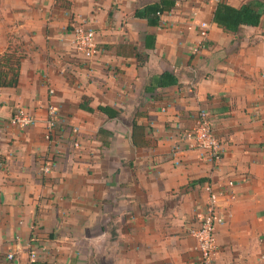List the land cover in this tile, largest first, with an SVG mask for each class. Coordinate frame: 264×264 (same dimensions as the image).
<instances>
[{"label":"crops","instance_id":"0c3cea01","mask_svg":"<svg viewBox=\"0 0 264 264\" xmlns=\"http://www.w3.org/2000/svg\"><path fill=\"white\" fill-rule=\"evenodd\" d=\"M155 1L0 0V55L23 53L18 84L0 86V264H264V16L238 37L214 11L249 0L135 15ZM79 25L96 30L92 56ZM164 71L177 83L154 87ZM19 109L34 122H11ZM201 110L220 159L182 134ZM208 182L223 220L204 262L191 231Z\"/></svg>","mask_w":264,"mask_h":264},{"label":"built area","instance_id":"2783aa9c","mask_svg":"<svg viewBox=\"0 0 264 264\" xmlns=\"http://www.w3.org/2000/svg\"><path fill=\"white\" fill-rule=\"evenodd\" d=\"M205 27L206 24H203ZM205 34V31L203 32ZM96 30L90 27L79 25L75 28V42L79 51L87 56H92L97 52ZM58 120L57 109L50 108L49 117L47 119V133L48 140H55V124ZM11 122L26 127L34 122V116L24 113L22 110H16L11 117ZM183 136L193 142L195 145L207 150L214 159L221 158V150L218 139L214 130V122L210 113L206 110H201L197 118L196 126L183 131ZM49 165L46 164L44 168L49 170ZM232 184V182H230ZM210 197L208 201V210L201 217L198 228L192 229L193 236L198 241V247L203 253L204 262H208L211 255L215 252V231L217 224L222 222V217L217 210V192L214 190L210 182L206 185ZM13 254L9 257L12 259ZM31 264H40L37 258L36 251L31 252Z\"/></svg>","mask_w":264,"mask_h":264},{"label":"trees","instance_id":"16d2710c","mask_svg":"<svg viewBox=\"0 0 264 264\" xmlns=\"http://www.w3.org/2000/svg\"><path fill=\"white\" fill-rule=\"evenodd\" d=\"M175 3L176 0H158L137 8L135 15L147 18L150 24L156 25L159 24L160 13L170 10ZM263 16L264 2L261 0H249L238 7L220 1L214 11L213 20L223 29L240 37L244 25H258ZM151 46H154V43H151ZM22 57L23 53L17 47L14 50L9 48L8 51L0 55V86H16L18 84ZM146 57L147 55L139 57V61L144 62ZM175 83H177V76L171 71H164L151 77V84L154 87L169 86ZM88 108L92 110V108ZM100 109L114 112L106 106H101Z\"/></svg>","mask_w":264,"mask_h":264},{"label":"rangeland","instance_id":"374dc122","mask_svg":"<svg viewBox=\"0 0 264 264\" xmlns=\"http://www.w3.org/2000/svg\"><path fill=\"white\" fill-rule=\"evenodd\" d=\"M14 49V48H13Z\"/></svg>","mask_w":264,"mask_h":264}]
</instances>
